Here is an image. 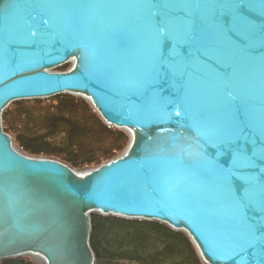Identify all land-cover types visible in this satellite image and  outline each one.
Returning a JSON list of instances; mask_svg holds the SVG:
<instances>
[{"label":"water","instance_id":"1","mask_svg":"<svg viewBox=\"0 0 264 264\" xmlns=\"http://www.w3.org/2000/svg\"><path fill=\"white\" fill-rule=\"evenodd\" d=\"M63 94L127 134L120 155L75 170L3 131L11 104ZM261 207L264 0H0V260L96 264L95 214L185 233L203 264H258Z\"/></svg>","mask_w":264,"mask_h":264},{"label":"trees","instance_id":"2","mask_svg":"<svg viewBox=\"0 0 264 264\" xmlns=\"http://www.w3.org/2000/svg\"><path fill=\"white\" fill-rule=\"evenodd\" d=\"M1 120L21 152L57 159L75 170L110 161L129 141L124 131L107 127L89 103L75 95L13 103ZM90 226L96 264H203L186 234L162 223L92 214ZM0 264L35 263L22 257Z\"/></svg>","mask_w":264,"mask_h":264},{"label":"snow or ice","instance_id":"3","mask_svg":"<svg viewBox=\"0 0 264 264\" xmlns=\"http://www.w3.org/2000/svg\"><path fill=\"white\" fill-rule=\"evenodd\" d=\"M171 39L166 34H161L156 41L157 47V59L161 65H167L171 60L172 56L175 55L173 52L161 51V46L170 44ZM258 211L264 212V207H261ZM260 230H264V222H262V227ZM253 260H258V264H264V243L261 244L260 248L251 254Z\"/></svg>","mask_w":264,"mask_h":264},{"label":"rangeland","instance_id":"4","mask_svg":"<svg viewBox=\"0 0 264 264\" xmlns=\"http://www.w3.org/2000/svg\"><path fill=\"white\" fill-rule=\"evenodd\" d=\"M71 67V64H69V66H68V68L67 69H69ZM66 69V70H67ZM57 71H60L59 69H57ZM24 258V257H23ZM26 258V257H25ZM28 258H30V257H28ZM31 260V259H30ZM0 261H2V260H0ZM32 261V260H31Z\"/></svg>","mask_w":264,"mask_h":264}]
</instances>
